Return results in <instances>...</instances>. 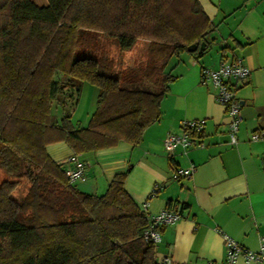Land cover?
Returning <instances> with one entry per match:
<instances>
[{
	"label": "trees",
	"instance_id": "obj_1",
	"mask_svg": "<svg viewBox=\"0 0 264 264\" xmlns=\"http://www.w3.org/2000/svg\"><path fill=\"white\" fill-rule=\"evenodd\" d=\"M210 29L198 0H0V264H164L127 171L89 194L46 146L138 144L161 116L174 58L208 45ZM83 82L95 103L80 126Z\"/></svg>",
	"mask_w": 264,
	"mask_h": 264
},
{
	"label": "crops",
	"instance_id": "obj_2",
	"mask_svg": "<svg viewBox=\"0 0 264 264\" xmlns=\"http://www.w3.org/2000/svg\"><path fill=\"white\" fill-rule=\"evenodd\" d=\"M211 21L208 45L202 52H182L174 58L176 78L160 103V118L142 140L120 141L94 152L76 153L65 141L49 143L48 154L64 167L76 154L86 164V179L75 186L102 194L113 175L127 171L124 186L151 215L162 208H182L183 217L160 228L156 257L172 264H222L226 254L219 229L244 247L257 250L264 234V139L251 134L264 129V0H198ZM46 3V2H45ZM240 60L250 68L238 85L242 121L237 142H228L229 117L210 83H202V67L216 68L222 60ZM85 89V92H82ZM94 88L83 82L72 121L84 126L94 107ZM205 119L204 146L163 147L169 132L180 133V121ZM194 165L190 177L174 179V167ZM235 264H258L239 257Z\"/></svg>",
	"mask_w": 264,
	"mask_h": 264
},
{
	"label": "built area",
	"instance_id": "obj_3",
	"mask_svg": "<svg viewBox=\"0 0 264 264\" xmlns=\"http://www.w3.org/2000/svg\"><path fill=\"white\" fill-rule=\"evenodd\" d=\"M250 74V68L238 60H222L218 67H202L200 71V80L202 83H210L215 89L216 100L224 105L229 117L227 126L228 142L235 144L237 142V132L239 124L242 121L241 102L236 95L238 85L244 83ZM205 126V119H184L180 121L181 132H169L164 141L163 147L166 151H173L175 147H189L192 145L204 146L201 140L195 141L194 137L202 134ZM251 139H264V129L255 131L251 134ZM69 164L65 167V173L71 183L83 181L86 179V164L79 160L77 155L71 154L65 158ZM194 171V165L187 168L174 167L172 177L178 179L181 177H190ZM146 203L142 209H146ZM148 224L143 230L142 236L146 241L158 243L161 239L160 228L164 225L174 223L183 217L181 208H162L157 212L146 215ZM225 242L226 254L222 264H235L239 257L245 261H253L258 264H264V234L259 238L257 250H251L244 247L234 238L218 230ZM164 264H172L169 256H163ZM208 264H214L208 262Z\"/></svg>",
	"mask_w": 264,
	"mask_h": 264
},
{
	"label": "rangeland",
	"instance_id": "obj_4",
	"mask_svg": "<svg viewBox=\"0 0 264 264\" xmlns=\"http://www.w3.org/2000/svg\"><path fill=\"white\" fill-rule=\"evenodd\" d=\"M35 3H37V4H46L45 2H46V0H33ZM134 52V54L135 53H137V50H133V51H131L130 53L132 54ZM130 53H126V54H124V59H128L129 60V56H128V54H130ZM82 92L84 93L85 92V89H82ZM57 107H55L54 108V106H52V112H53V114H55V112L57 111ZM89 115V114H88ZM88 117L89 116H87V118H86V120H85V123L87 122V120H88ZM0 175H1V172H0ZM77 182V181H76ZM76 182H74V183H76ZM25 189H26V183H23L17 190H15L14 191V193H13V195L17 198L19 195H21L22 193H24V191H25Z\"/></svg>",
	"mask_w": 264,
	"mask_h": 264
},
{
	"label": "water",
	"instance_id": "obj_5",
	"mask_svg": "<svg viewBox=\"0 0 264 264\" xmlns=\"http://www.w3.org/2000/svg\"><path fill=\"white\" fill-rule=\"evenodd\" d=\"M206 45L204 41H201L200 43L197 42H192L191 44H189L187 46V50L192 52V51H197V52H201L205 49Z\"/></svg>",
	"mask_w": 264,
	"mask_h": 264
}]
</instances>
